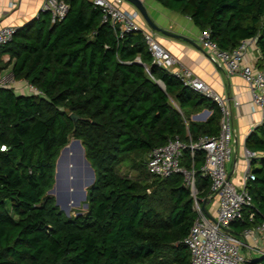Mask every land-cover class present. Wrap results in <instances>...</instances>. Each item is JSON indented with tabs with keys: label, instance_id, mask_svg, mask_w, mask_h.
Returning a JSON list of instances; mask_svg holds the SVG:
<instances>
[{
	"label": "trees",
	"instance_id": "obj_1",
	"mask_svg": "<svg viewBox=\"0 0 264 264\" xmlns=\"http://www.w3.org/2000/svg\"><path fill=\"white\" fill-rule=\"evenodd\" d=\"M65 1L60 20L41 9L0 44V72L10 65L13 79L40 90L0 84V264H190L183 237L197 214L194 195L182 172L154 175L145 157L177 135L186 144L180 163L193 169L201 204L210 186L200 169L205 151L191 153L188 144L218 133V106L153 63L141 30L119 36L92 0ZM157 1L208 28L222 48L254 36L256 64L264 63V0ZM204 107L211 109L205 120L192 118ZM70 112L78 115L75 122ZM71 133L94 180L86 187V209L66 215L47 189ZM245 146L257 152L249 160L254 178L246 182L252 204L230 222L236 232L264 219V119ZM124 156L136 177L117 169ZM249 264H264V254Z\"/></svg>",
	"mask_w": 264,
	"mask_h": 264
},
{
	"label": "built area",
	"instance_id": "obj_2",
	"mask_svg": "<svg viewBox=\"0 0 264 264\" xmlns=\"http://www.w3.org/2000/svg\"><path fill=\"white\" fill-rule=\"evenodd\" d=\"M122 0H92L101 7L103 20L109 19L117 26L118 35L131 30H141L152 62L171 71L184 84L209 97L218 106L219 131L212 135H202L188 144L191 153L195 148L205 151V159L201 165V173L210 178L208 197L217 199L216 212L209 217L202 209L195 197L194 171L181 165L180 157L182 148L186 145L177 135L168 137L167 140L154 146L147 154L146 165L150 173L158 176H167L174 171L182 172L184 180L194 195V208L197 214L187 232L183 242L190 252V264H249L252 257L250 253L242 252V246L248 242L244 238H251L252 247L264 254V248L255 240L259 236L264 241V219L252 226L245 227L240 232L241 236L233 234L227 228L231 221L240 219L246 206L252 204L251 195L246 187L248 179L254 178L249 169V160L257 152L246 149V166L239 183L230 180L226 167V159L231 157L234 131L232 125L233 114L231 102L228 97L217 92L213 87L196 75L190 67L181 63L166 47H164L155 31L146 26L141 20L137 8L128 9L121 6ZM65 0H43L42 10H48L51 21L60 20L67 11ZM16 25H0V44L11 39ZM199 42L204 49L207 59L217 67L224 68L228 73H238L246 82L252 104L261 110L264 117V63L261 66L253 62L244 61L249 46L255 43V37L242 38L232 49L220 47L211 38L208 28L200 30ZM256 44V43H255ZM28 89L40 93L32 84L26 82ZM237 104V101H233ZM253 219V213L248 215ZM251 248V246H250Z\"/></svg>",
	"mask_w": 264,
	"mask_h": 264
},
{
	"label": "crops",
	"instance_id": "obj_3",
	"mask_svg": "<svg viewBox=\"0 0 264 264\" xmlns=\"http://www.w3.org/2000/svg\"><path fill=\"white\" fill-rule=\"evenodd\" d=\"M42 3L43 0H0V25H22L39 13ZM143 3L149 16L158 25L177 34V36H172L154 30L160 43L213 89L229 98L233 114L234 137L231 145V157L227 162V171L230 180L239 183L246 166L245 138L255 125L263 121L264 117L261 110L252 104L248 86L240 74L228 73L224 68L215 66L207 59L199 42L200 28L193 23L188 15L167 8L157 0H143ZM120 4L128 9L135 8L127 0H122ZM141 20L150 27L144 19ZM260 56L256 44L253 43L249 46L243 60L256 64ZM8 58V54L2 55L3 60ZM4 69L7 70L6 74H11L10 65ZM3 70L0 72V84L10 85L17 92L29 90L26 81L23 79H13L10 82L3 81ZM234 100L237 101V104L233 102ZM210 113L211 109L204 107L192 114V118L205 120ZM204 201L206 214L213 217L216 212L217 199L208 197ZM227 230L241 236L240 232L234 231L230 226ZM255 240L260 244V247L264 248V241L259 236H256ZM244 241L248 244L242 246V252L250 253L252 256L253 252L260 253L252 247L254 241L251 238L245 237Z\"/></svg>",
	"mask_w": 264,
	"mask_h": 264
},
{
	"label": "water",
	"instance_id": "obj_4",
	"mask_svg": "<svg viewBox=\"0 0 264 264\" xmlns=\"http://www.w3.org/2000/svg\"><path fill=\"white\" fill-rule=\"evenodd\" d=\"M131 2L135 8H137L143 17V19L147 22V24L152 28L153 30L159 31L164 34L172 35V36H177L176 33L163 28L162 26L158 25L148 14L147 9L143 3V0H127ZM159 83L163 85L160 81ZM69 117L75 122L78 118V115L74 112H70ZM70 137H73L70 141H68L66 144H64L60 149L59 152L56 156L55 159V166H54V182L50 188L47 189V193L53 194V191L55 190V186L58 183L60 176V168L63 169V177L68 183H73L75 184V187L78 188L82 194L83 197H86V190L84 186L88 187L94 180V170L89 162V160L86 158L85 153H84V147L80 141L79 138H76L70 134ZM71 150L73 152H71ZM74 153V154H73ZM77 153L78 159H77V164L83 172H80L79 176L77 177H72L71 173L73 170V166L76 161L74 159L75 154ZM75 161V162H74ZM72 163V164H71ZM83 173V174H82ZM84 175V176H83ZM62 176V174H61ZM55 202L60 205L61 209L64 208L65 204H59V201L57 198H55ZM77 202V200H76ZM68 203H66L67 205ZM85 206L87 205L86 202L84 204ZM202 209L204 210L205 213H207V210L205 209V201L202 202L201 204ZM79 212H76L75 214H78Z\"/></svg>",
	"mask_w": 264,
	"mask_h": 264
},
{
	"label": "rangeland",
	"instance_id": "obj_5",
	"mask_svg": "<svg viewBox=\"0 0 264 264\" xmlns=\"http://www.w3.org/2000/svg\"><path fill=\"white\" fill-rule=\"evenodd\" d=\"M7 73V70H3L2 74L4 75L3 76V81H7V82H10L13 80L12 78V74H6ZM6 74V75H5ZM30 90H27L26 92H29ZM73 137H70L69 138V141L72 139ZM232 145V141L230 143ZM147 158V156L145 157V159ZM230 158L229 159H226V167H227V162H229ZM81 168V167H80ZM79 166L77 165V169L79 171V174L80 172H83V168H82V171L80 170ZM117 169L124 173V174H127L128 176H131V177H136L138 172L135 168L131 167L130 166V159L128 156H124L123 158V161L120 162L118 165H117ZM79 176V175H78ZM69 188V187H67ZM85 190H86V186H84ZM78 190V197L75 198V200L73 199L72 203H68L66 205V203L68 202H63V203H60L59 204H65L64 205V208L63 211L66 215H70V214H75L76 212H83L85 209H86V206L84 205L85 204V198L83 197V194L82 192L77 188ZM55 197V196H54ZM77 200V202H76ZM60 206V205H59ZM61 208V207H60ZM260 255V253H257V252H253V256H258Z\"/></svg>",
	"mask_w": 264,
	"mask_h": 264
},
{
	"label": "bare ground",
	"instance_id": "obj_6",
	"mask_svg": "<svg viewBox=\"0 0 264 264\" xmlns=\"http://www.w3.org/2000/svg\"><path fill=\"white\" fill-rule=\"evenodd\" d=\"M71 152H73V151L71 150ZM77 157H78V155L76 153L74 156V159L76 161V165H78L77 164V159H78ZM61 174H62V176H61ZM78 175H79V171L77 169V166L75 167V163H74L71 176L74 178V177H77ZM59 176H60V179L55 186V190L53 191V195L55 196V198L58 199V201L60 203L67 202V201H68L67 203H72L73 199L75 200V198L78 197V195H79L78 190L75 187V184L68 183L64 178H62L63 177V169H61V168H60ZM67 187H69V188H67Z\"/></svg>",
	"mask_w": 264,
	"mask_h": 264
}]
</instances>
